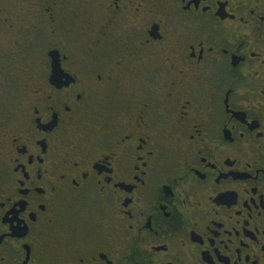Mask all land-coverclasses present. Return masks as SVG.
<instances>
[{
    "label": "flooded vegetation",
    "instance_id": "1",
    "mask_svg": "<svg viewBox=\"0 0 264 264\" xmlns=\"http://www.w3.org/2000/svg\"><path fill=\"white\" fill-rule=\"evenodd\" d=\"M0 264H264V0H0Z\"/></svg>",
    "mask_w": 264,
    "mask_h": 264
}]
</instances>
